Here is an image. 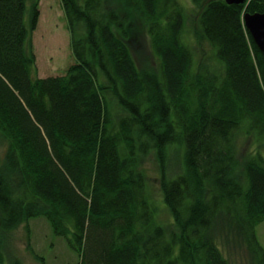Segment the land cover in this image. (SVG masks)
Returning a JSON list of instances; mask_svg holds the SVG:
<instances>
[{
  "label": "trees",
  "instance_id": "obj_1",
  "mask_svg": "<svg viewBox=\"0 0 264 264\" xmlns=\"http://www.w3.org/2000/svg\"><path fill=\"white\" fill-rule=\"evenodd\" d=\"M189 1L216 60L184 43L179 0H60L74 63L38 77V6L26 21L27 0H0V264L19 225L45 264L34 219L74 264H227L231 232L264 264V151L236 147L264 145V55L241 21L264 0ZM133 20L154 65L136 60Z\"/></svg>",
  "mask_w": 264,
  "mask_h": 264
},
{
  "label": "rangeland",
  "instance_id": "obj_2",
  "mask_svg": "<svg viewBox=\"0 0 264 264\" xmlns=\"http://www.w3.org/2000/svg\"><path fill=\"white\" fill-rule=\"evenodd\" d=\"M179 1L185 9L186 19L188 15L186 26L190 24V27L193 29L195 22L190 19L196 20L197 12L189 0ZM34 2L39 10L36 29L33 33L31 32L32 44L36 57L35 73L38 77L65 74L67 68L74 63V56L70 48V35L61 2L60 0H27L25 13L26 21L29 10ZM130 35L133 36L132 41L136 44V60L138 64L142 66H145V64L154 65L155 59L150 52L147 37L135 20L130 24ZM190 35L188 29H186L184 33L185 40L193 48V40ZM201 51V48H193L194 55L197 57L196 60L199 59ZM204 51H206L208 55L212 54V49L208 44L204 45ZM236 147L237 151L245 152L246 154L249 151L252 152L257 149L264 151L262 141H260L257 146L254 137L247 135L241 136L240 139L238 138ZM2 149H4V147L0 144V157L3 153ZM146 164L149 169L147 173L153 176L155 170H153V160L150 159V157L146 160ZM151 181H154L153 178H151ZM37 221L43 222L41 224L42 227L38 231L34 230V234H36L35 236L37 237L33 236L30 238V242L33 244L35 250L39 252L38 254L45 258V264H52L51 261L54 259H58L56 261H60L62 264H74L77 256L73 254V252H70L74 255V258L69 259L67 256H61V254H59L61 246L58 237L52 234L48 224L43 219L31 220L30 226L39 227ZM255 234L259 244L264 250V221L255 227ZM243 237L244 236L241 234L231 232L224 236L226 239L229 238V243H225L221 239L217 241L220 252L228 261L227 264H255L252 260V255L246 248ZM26 240L24 225H19L18 228L12 232L10 242L8 241L9 243L1 247L2 255L5 258L4 264H12L16 260L19 261V264H40L28 251L27 242L29 240Z\"/></svg>",
  "mask_w": 264,
  "mask_h": 264
},
{
  "label": "water",
  "instance_id": "obj_3",
  "mask_svg": "<svg viewBox=\"0 0 264 264\" xmlns=\"http://www.w3.org/2000/svg\"><path fill=\"white\" fill-rule=\"evenodd\" d=\"M226 4H240L244 0H224ZM245 25L249 29L258 48L264 53V14L254 13L244 15Z\"/></svg>",
  "mask_w": 264,
  "mask_h": 264
},
{
  "label": "bare ground",
  "instance_id": "obj_4",
  "mask_svg": "<svg viewBox=\"0 0 264 264\" xmlns=\"http://www.w3.org/2000/svg\"><path fill=\"white\" fill-rule=\"evenodd\" d=\"M224 1V0H223ZM247 0H244V2H242V3H240V4H232V5H243L245 2H246ZM226 3V2H225ZM254 13H259V14H264V12H243V14H242V16H241V21H242V25H243V28H244V30L246 31V33L249 35V37L251 38V40H252V42H253V44L256 46V48L260 51V49L258 48V46H257V44H256V42L254 41V39H253V37H252V35H251V33H250V31H249V29L247 28V26L245 25V20H244V15L245 14H254ZM186 29H188V31H189V33L191 34L190 36H191V38H192V40H193V48L194 49H200L201 48V52H200V56H199V59L203 56V55H205V56H209V57H211L212 59H213V61L214 60H216L214 57H215V54H216V49L214 48V47H212L210 44H208V43H203V42H201V40H199L196 36H195V28H193L192 29V27H190V25L189 26H185V29H184V33H185V30ZM184 33H183V41H184V43L186 44V46H188L190 49H192V52H193V48H192V46L190 45V44H188L187 42H186V40H185V37H184ZM199 41H198V40ZM205 44H208L210 47H211V49H212V54H210V55H208L207 54V52L206 51H204V45ZM261 52V51H260ZM194 53V52H193ZM263 55H264V53L263 52H261ZM196 55H194V59L196 60ZM198 59V60H199Z\"/></svg>",
  "mask_w": 264,
  "mask_h": 264
}]
</instances>
